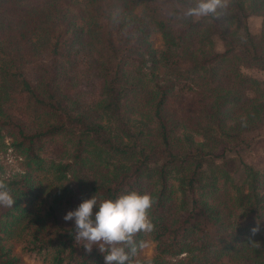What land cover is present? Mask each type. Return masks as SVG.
<instances>
[{
  "label": "trees",
  "instance_id": "16d2710c",
  "mask_svg": "<svg viewBox=\"0 0 264 264\" xmlns=\"http://www.w3.org/2000/svg\"><path fill=\"white\" fill-rule=\"evenodd\" d=\"M193 5L0 0V139L25 165L0 178L15 199L0 206V241L50 251L48 264H105L63 217L93 195L136 191L154 201V229L122 245L130 262L148 237L154 253L136 264H264V167L241 155L264 123V0H221L200 17L187 15ZM16 96L55 122L26 129L7 112ZM2 248L0 264H14Z\"/></svg>",
  "mask_w": 264,
  "mask_h": 264
},
{
  "label": "clouds",
  "instance_id": "9594fccd",
  "mask_svg": "<svg viewBox=\"0 0 264 264\" xmlns=\"http://www.w3.org/2000/svg\"><path fill=\"white\" fill-rule=\"evenodd\" d=\"M220 6L221 0H194L187 15L208 16ZM14 202L8 185L0 180V206L13 207ZM153 203L149 194L136 191L122 194L115 200L99 202L93 195L83 200L75 210L68 211L63 219L74 220L76 241H85L83 247L87 252L90 253L95 245L103 254L105 264H129L130 254L122 245L132 246L137 233L153 231L154 225L149 217ZM93 209H96L95 213ZM250 231L255 236L260 231L259 225ZM130 251L134 254L135 247H131Z\"/></svg>",
  "mask_w": 264,
  "mask_h": 264
},
{
  "label": "rangeland",
  "instance_id": "374dc122",
  "mask_svg": "<svg viewBox=\"0 0 264 264\" xmlns=\"http://www.w3.org/2000/svg\"><path fill=\"white\" fill-rule=\"evenodd\" d=\"M244 22L252 36L257 38L259 35L261 18L256 15L249 14L245 17ZM211 40L212 51L220 52L222 50V46L220 45L218 38L216 36H212ZM148 42L152 49L159 50L161 48V39L155 32L149 35ZM250 73L258 79H263L262 73L258 71L251 70ZM69 74L71 75L72 73ZM72 83H74L73 88L82 91L83 88H80V84L75 83V81ZM90 89L88 93L92 94L94 92V88L92 87L91 91ZM86 97L88 98L89 95H86ZM7 112L15 121H20L22 125L28 130L39 129L45 125L54 123L56 120L53 114H50L44 110L35 109L29 103H26L25 105V101L22 96H16L9 102ZM256 136H259L260 139L256 142H251L249 149L242 152L241 155L242 159H244L246 163L252 164L258 169H262L264 167V123L257 132L248 134L247 138L251 139ZM23 171H25V165L22 164V158L18 155V153L10 148L8 139L2 137L0 139V178H5L8 175L21 173ZM0 242L3 246L2 249L7 252L8 257L17 259L14 264L49 263L48 258L51 253L50 251H23L20 248L21 243L15 241L14 237H10L8 233H5L4 236H2ZM153 253L154 243L148 237H146L133 254V259L130 264H136L135 262L137 259L147 260L152 257Z\"/></svg>",
  "mask_w": 264,
  "mask_h": 264
}]
</instances>
